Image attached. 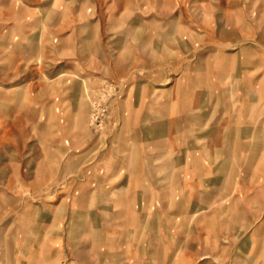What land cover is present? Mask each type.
<instances>
[{"label": "crops", "instance_id": "obj_1", "mask_svg": "<svg viewBox=\"0 0 264 264\" xmlns=\"http://www.w3.org/2000/svg\"><path fill=\"white\" fill-rule=\"evenodd\" d=\"M43 1L50 3L40 6L31 1L25 15L0 13V63L15 65L13 73L0 68V81L9 77L21 81L0 89V174L5 176L8 170L10 183L18 181L13 191L23 186L37 189L38 167L44 161L50 176L66 177L68 195L76 192L67 205H58L62 210L66 205L65 213L69 209L76 216L69 219V214L62 213L58 219L50 211L42 215L45 207L28 205L13 191L1 189L0 264H45L47 253L30 247L41 240L69 238L71 223L78 225L81 239L87 233L95 240L110 233L111 246L120 249L113 254H123L122 248L130 245L138 247L136 242L131 244L133 240L144 241L142 264H264V0H244L248 6L244 16L234 25L218 26L221 35H214L213 21L207 20L204 36L211 40L206 41L198 40L195 25L188 30L179 22L174 24L173 40L165 39L164 24L152 29L158 36H151L147 32L151 20H145L147 30L143 28L142 33L147 35L140 45L129 47L141 48L147 65H165L169 49L174 52L173 63L182 61L187 49L205 51L182 62L172 85L147 94L141 86L138 104L134 99L139 95L130 99L131 111L142 112L136 129L127 123L116 149L95 162L89 161L83 132L72 137L77 149L67 144L70 133L67 126L63 130L65 120L60 119L69 112L80 113V104L78 109L74 106L83 87H71L64 74L48 72L42 77L37 71L17 72L23 64H38L40 50L49 63L54 47L48 43L49 32H66L63 42L75 39L76 31L82 42L92 31L101 33L105 26L100 18L103 9L98 7L101 0H94L98 12L87 10L91 0ZM21 2L13 0L15 5ZM6 3L9 0H0V7L5 9ZM200 9L203 15L213 12L207 3ZM197 14L196 7L177 13ZM76 20L80 24L71 28L70 22ZM236 32L243 34L240 46L230 36ZM217 35L236 50L216 56L212 40ZM121 43L115 35L110 38V48L117 49ZM58 49L65 53L64 47ZM44 78L51 82H43ZM154 97L159 102L155 105ZM44 112L52 118L58 112L47 150L38 151L33 140L27 151H21L18 142L8 143L11 150L7 151L6 127H17L16 136L28 133L37 139ZM198 143L205 144L199 154ZM67 222L66 231H60L58 225Z\"/></svg>", "mask_w": 264, "mask_h": 264}, {"label": "rangeland", "instance_id": "obj_2", "mask_svg": "<svg viewBox=\"0 0 264 264\" xmlns=\"http://www.w3.org/2000/svg\"><path fill=\"white\" fill-rule=\"evenodd\" d=\"M31 1L34 4L37 2L40 6H46L44 4L48 5L50 3V1L44 3L46 1L43 0H22L20 5H15L13 0H9V3H6L4 6L5 9L0 7V13L5 14L12 12L15 15H25V13L28 12L27 9L29 8ZM95 2L96 1L91 0V7L87 9L88 11H99V9L95 10L93 8ZM100 3L101 4H98V7L103 9V14L100 18L102 19L103 25H105L103 26L101 33L92 31L89 33L90 37L88 32L81 33L83 36L88 35V38L82 42L78 40L77 37L79 31H76L74 33L75 39L72 38L63 42L61 40L62 35L66 32H49L48 43L54 45L52 50H50L52 55L48 57L51 59L48 60L50 64L45 63V61H47V55L40 50L38 54L40 62L38 64H23L21 65L19 72H17L18 75L19 73L29 74L30 72L37 71L40 76L48 72L54 74L53 76L64 74L63 78H67L65 82H69L71 87L74 85H81L83 87L81 90V96L79 97L76 95V105L74 106L76 108L79 103L82 111L79 110L80 113L77 111L69 112L65 117L60 116V119L63 118V120H65L63 130H66L65 126H67L70 133L69 137L71 138L67 144L74 150L77 149V147L72 144V137H76V134L79 131L84 133L85 148L90 151V162H95L105 153L116 149V145L119 143L120 138L123 139L125 137L124 133L126 131L125 126L127 123L135 124L136 129V126L139 124L138 122L141 120L140 117L142 112L131 111L130 99H132V96L135 97L136 95H139L138 99L135 97L134 103L138 100L140 101L142 93L141 86L144 87V90L146 91H144V94H147L151 93L152 90L156 91V88H163L172 85L176 76L180 72L179 68L183 65L182 62H185V60L188 61L191 57L199 55L203 50L205 51V49L201 48L192 50L187 49L186 53H183L182 55L184 59L178 63H173L174 58L171 56L174 55V52L173 49H169L171 55H166L168 59L166 60L167 62L165 65H160L159 68L157 67V64H154V67L150 64L147 65L146 61L141 58L142 49L129 47L131 44L140 45L142 39L147 35V33H142V29L147 26L144 25L145 20H151L149 31L145 28L151 36L153 34L158 36L159 32L152 29H155L156 25L164 24V27L166 28L165 33H163L165 39L167 41L173 40L176 33L173 31V28L175 29L177 27H175L174 24L179 22L188 27V30L190 25H195L194 27L197 30L198 40L206 41L211 40L209 38L206 39L204 36L206 32L203 24H205L207 20L211 19L213 21L215 27L214 35L216 36L217 33L221 35V28L219 29L218 26L221 24L234 25L232 24L234 23V20L244 16V10L248 7L244 0H101ZM206 3L213 10L211 15H203L201 12L200 7ZM72 5L76 6V3ZM194 7L198 8L197 15H177L180 9L184 8L188 10ZM223 9L227 11L225 14L222 12ZM144 10H150L152 13L147 15L143 12ZM81 18L85 20L84 17ZM88 18L89 16L87 19ZM95 18H99V16L96 15ZM9 22V20H6V23ZM216 22H218V25ZM74 24L78 26L80 21H71V28H76L74 27ZM114 35L115 39L121 40L122 42L120 46L118 44L117 49L110 48V38ZM242 35L243 34L240 32L230 35L233 37V42L237 43V46L242 45ZM219 38L220 37L218 36V39L215 37L212 40V45H214L213 50L216 56L221 55V52H225L227 49H230V52L236 50V48H232L233 46L231 44H228L225 41H220L221 39ZM95 44H97L98 47H96ZM199 45L204 46L206 43L200 42ZM56 46L64 47L65 53L60 54L59 49ZM190 51H192V53L194 52V55L191 54ZM151 61L156 60L151 59ZM0 68L7 73H13L15 71V65L8 62L0 63ZM159 71L162 75L158 77ZM48 81L51 82V80L44 78L43 82ZM20 82L21 81L17 80V78L13 79L9 77L7 80L0 81V89L4 90L3 87H12ZM138 102L136 104H138ZM157 103H159L158 97H154L153 104L155 105ZM76 109H78V107ZM57 115L58 112L54 116L57 118ZM51 116L52 115L49 112H44L42 114V120H40L41 122L38 127L39 135L37 139H34L35 137L29 138L28 133L21 135V133L18 132L16 136L17 127L7 126V144L12 142L11 146H14V142H18L16 143L17 147L19 146L21 151H27L33 140H37L38 151H46L47 145L52 138L51 133L55 130L52 126V122L56 118H52ZM151 116H154V114L151 113ZM69 119L71 121H69ZM69 126L71 127L69 128ZM59 129L57 131L60 134L61 132ZM1 136L2 135L0 134V144H3L1 143ZM9 145L10 144L7 146L9 147L7 151L11 150V146ZM195 146H197L196 152L198 154L204 152L205 144L198 143ZM43 163L45 162L41 161V165L38 167L40 176L36 187L37 189H30L29 187L25 188L27 186H23L22 189L13 191L16 189L15 184H18V181L16 182L13 180L10 183L8 170L5 176H1L3 175L1 173L0 183L2 186H0V202L3 200L2 198L4 196L2 190H6L10 194L11 191H13L18 195V198H23V201L27 202V204L34 202L41 207H45L42 208V212H40L42 215H45L50 211L52 212V215L55 214L58 219L59 217H62V213H64V215L69 214V219H72L71 217H73L75 213H72L69 209H67V212L65 213V208L68 200H71L70 197L75 196L76 192L68 195V192H65L68 188L66 177L50 176V169L45 167ZM11 185H13V187ZM66 195L69 197H66L61 202L62 198ZM59 203L62 205L66 203L64 210L59 208ZM12 211L11 208V212ZM26 211H28V208L25 209V212ZM2 215H0V222L3 218ZM58 226H60V231L62 228L64 230L68 227V222L63 227L61 224ZM77 230L78 225L76 223L72 225L71 223L70 234H66L69 235V238L60 239L62 241L41 240L37 245L32 244L33 247H30L32 248L30 250H33V248H39L42 249L43 252H46L48 261L45 262V264H142L144 258L141 256V252L143 251L141 249L143 248L144 241L133 240L131 241V244L136 242L138 243V247H131L130 245L129 248L127 247L128 250L127 248H122L125 250L123 254H113L114 251L116 252L120 249H115V247L111 246L113 240L110 239V233H105L103 237L96 240L93 238L92 234L87 233L84 239H81L78 236ZM94 244H96L95 247Z\"/></svg>", "mask_w": 264, "mask_h": 264}]
</instances>
